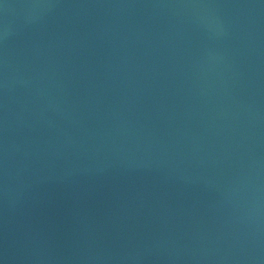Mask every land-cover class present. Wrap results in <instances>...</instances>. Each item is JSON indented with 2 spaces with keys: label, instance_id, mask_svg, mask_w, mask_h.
<instances>
[{
  "label": "water",
  "instance_id": "1",
  "mask_svg": "<svg viewBox=\"0 0 264 264\" xmlns=\"http://www.w3.org/2000/svg\"><path fill=\"white\" fill-rule=\"evenodd\" d=\"M0 264H264V0H0Z\"/></svg>",
  "mask_w": 264,
  "mask_h": 264
}]
</instances>
